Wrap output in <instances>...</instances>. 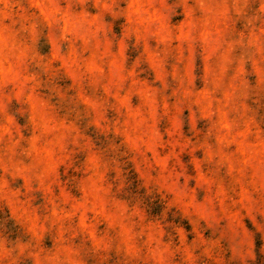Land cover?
Returning <instances> with one entry per match:
<instances>
[{
    "label": "clouds",
    "instance_id": "obj_1",
    "mask_svg": "<svg viewBox=\"0 0 264 264\" xmlns=\"http://www.w3.org/2000/svg\"><path fill=\"white\" fill-rule=\"evenodd\" d=\"M0 264H264V0H0Z\"/></svg>",
    "mask_w": 264,
    "mask_h": 264
}]
</instances>
